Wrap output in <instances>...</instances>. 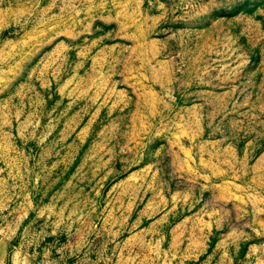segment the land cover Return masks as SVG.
Returning a JSON list of instances; mask_svg holds the SVG:
<instances>
[{
    "label": "rangeland",
    "instance_id": "1",
    "mask_svg": "<svg viewBox=\"0 0 264 264\" xmlns=\"http://www.w3.org/2000/svg\"><path fill=\"white\" fill-rule=\"evenodd\" d=\"M0 264H264V0H0Z\"/></svg>",
    "mask_w": 264,
    "mask_h": 264
}]
</instances>
